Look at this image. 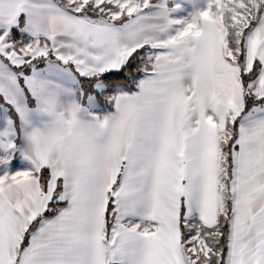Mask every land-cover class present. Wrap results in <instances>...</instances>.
Here are the masks:
<instances>
[{"label":"snow or ice","instance_id":"6c2138e0","mask_svg":"<svg viewBox=\"0 0 264 264\" xmlns=\"http://www.w3.org/2000/svg\"><path fill=\"white\" fill-rule=\"evenodd\" d=\"M0 264H264V0H0Z\"/></svg>","mask_w":264,"mask_h":264}]
</instances>
